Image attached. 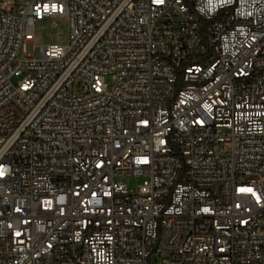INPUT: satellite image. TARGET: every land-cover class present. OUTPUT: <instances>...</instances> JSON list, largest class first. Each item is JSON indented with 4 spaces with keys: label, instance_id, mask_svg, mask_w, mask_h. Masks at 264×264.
<instances>
[{
    "label": "built area",
    "instance_id": "built-area-1",
    "mask_svg": "<svg viewBox=\"0 0 264 264\" xmlns=\"http://www.w3.org/2000/svg\"><path fill=\"white\" fill-rule=\"evenodd\" d=\"M0 264H264V0H0Z\"/></svg>",
    "mask_w": 264,
    "mask_h": 264
},
{
    "label": "rangeland",
    "instance_id": "rangeland-1",
    "mask_svg": "<svg viewBox=\"0 0 264 264\" xmlns=\"http://www.w3.org/2000/svg\"><path fill=\"white\" fill-rule=\"evenodd\" d=\"M35 30L36 58H40L41 56V47L53 44H65L68 41V26L63 18L38 22ZM19 58H25V55L20 52ZM106 81L109 85L112 84L111 77H108Z\"/></svg>",
    "mask_w": 264,
    "mask_h": 264
}]
</instances>
